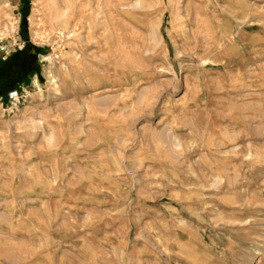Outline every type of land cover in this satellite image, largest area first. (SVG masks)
Listing matches in <instances>:
<instances>
[{"label":"rangeland","instance_id":"374dc122","mask_svg":"<svg viewBox=\"0 0 264 264\" xmlns=\"http://www.w3.org/2000/svg\"><path fill=\"white\" fill-rule=\"evenodd\" d=\"M1 97L0 264H264V0H0Z\"/></svg>","mask_w":264,"mask_h":264},{"label":"built area","instance_id":"2783aa9c","mask_svg":"<svg viewBox=\"0 0 264 264\" xmlns=\"http://www.w3.org/2000/svg\"><path fill=\"white\" fill-rule=\"evenodd\" d=\"M26 88L24 87H17L12 90H10L7 94V102L11 107H16L22 100V98L25 96ZM2 97L0 98V101H2Z\"/></svg>","mask_w":264,"mask_h":264},{"label":"flooded vegetation","instance_id":"af4514ba","mask_svg":"<svg viewBox=\"0 0 264 264\" xmlns=\"http://www.w3.org/2000/svg\"><path fill=\"white\" fill-rule=\"evenodd\" d=\"M20 56H21V55L16 56V57H15V61H16V63H20V64L23 66L24 62H23V60L21 59Z\"/></svg>","mask_w":264,"mask_h":264},{"label":"crops","instance_id":"0c3cea01","mask_svg":"<svg viewBox=\"0 0 264 264\" xmlns=\"http://www.w3.org/2000/svg\"><path fill=\"white\" fill-rule=\"evenodd\" d=\"M37 79H38V76L36 75ZM18 86H15V88H17Z\"/></svg>","mask_w":264,"mask_h":264},{"label":"trees","instance_id":"16d2710c","mask_svg":"<svg viewBox=\"0 0 264 264\" xmlns=\"http://www.w3.org/2000/svg\"><path fill=\"white\" fill-rule=\"evenodd\" d=\"M14 88H15V87H14ZM14 88H13V89H14Z\"/></svg>","mask_w":264,"mask_h":264}]
</instances>
